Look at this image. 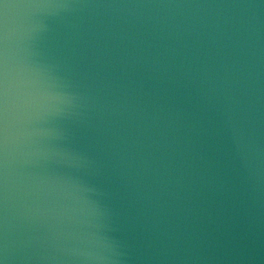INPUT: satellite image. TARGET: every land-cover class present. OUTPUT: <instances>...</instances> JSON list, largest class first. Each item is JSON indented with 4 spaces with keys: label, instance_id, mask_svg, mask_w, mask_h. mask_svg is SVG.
Returning <instances> with one entry per match:
<instances>
[{
    "label": "water",
    "instance_id": "water-1",
    "mask_svg": "<svg viewBox=\"0 0 264 264\" xmlns=\"http://www.w3.org/2000/svg\"><path fill=\"white\" fill-rule=\"evenodd\" d=\"M0 264H264V0H0Z\"/></svg>",
    "mask_w": 264,
    "mask_h": 264
}]
</instances>
